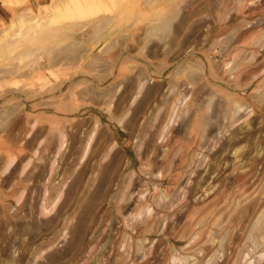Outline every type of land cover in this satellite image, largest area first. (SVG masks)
Listing matches in <instances>:
<instances>
[{"label":"rangeland","instance_id":"rangeland-1","mask_svg":"<svg viewBox=\"0 0 264 264\" xmlns=\"http://www.w3.org/2000/svg\"><path fill=\"white\" fill-rule=\"evenodd\" d=\"M0 264H264V0H0Z\"/></svg>","mask_w":264,"mask_h":264}]
</instances>
